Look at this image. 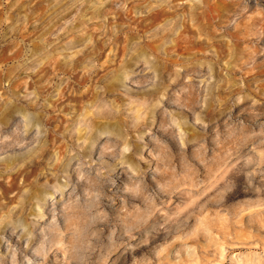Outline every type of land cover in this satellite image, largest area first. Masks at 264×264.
<instances>
[{
    "label": "rangeland",
    "instance_id": "rangeland-1",
    "mask_svg": "<svg viewBox=\"0 0 264 264\" xmlns=\"http://www.w3.org/2000/svg\"><path fill=\"white\" fill-rule=\"evenodd\" d=\"M0 264H264V0H0Z\"/></svg>",
    "mask_w": 264,
    "mask_h": 264
}]
</instances>
